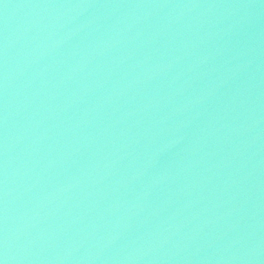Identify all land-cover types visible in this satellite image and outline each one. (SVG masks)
<instances>
[{
    "label": "water",
    "instance_id": "water-1",
    "mask_svg": "<svg viewBox=\"0 0 264 264\" xmlns=\"http://www.w3.org/2000/svg\"><path fill=\"white\" fill-rule=\"evenodd\" d=\"M0 264H264V0H0Z\"/></svg>",
    "mask_w": 264,
    "mask_h": 264
}]
</instances>
